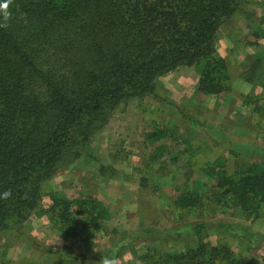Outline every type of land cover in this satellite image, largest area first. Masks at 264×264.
Wrapping results in <instances>:
<instances>
[{"label":"trees","instance_id":"trees-1","mask_svg":"<svg viewBox=\"0 0 264 264\" xmlns=\"http://www.w3.org/2000/svg\"><path fill=\"white\" fill-rule=\"evenodd\" d=\"M239 1L0 0V230L17 227L36 209L35 215L49 217L65 237L88 242L110 218L104 203L79 195L72 207L50 193L49 204L42 206L40 183L68 154L84 150L120 102L153 94L166 72L194 66L196 92L233 90L215 33L238 12ZM254 33L264 37L262 28ZM260 61L241 73L245 80L260 81ZM256 98L245 93L241 101L254 103L252 110L264 120V84ZM154 135L148 131L147 138ZM161 158L155 149L145 167L163 163ZM236 167L229 172L225 157L218 155L203 169L211 180L193 178L174 207L198 216L211 205L231 204L251 221L263 216L264 160ZM192 228L194 246L167 254L147 250L138 257L147 259L145 264L161 259L165 264H259L235 256L225 243H209L203 222Z\"/></svg>","mask_w":264,"mask_h":264},{"label":"rangeland","instance_id":"rangeland-1","mask_svg":"<svg viewBox=\"0 0 264 264\" xmlns=\"http://www.w3.org/2000/svg\"><path fill=\"white\" fill-rule=\"evenodd\" d=\"M258 28L264 30V0H241L238 12L215 33L233 90L196 92L194 66L166 72L157 78L153 94L120 102L84 150L68 154L42 180L37 199L42 206L49 204L50 193L72 207L79 195L104 203L110 218L88 242L65 237L35 209L17 227L0 230V264H101L105 256L118 264H145L147 259L138 256L147 250L167 254L194 246L192 225L198 222L205 225L209 243H225L235 256L264 264V215L251 221L231 204L211 205L198 216L174 207L175 197L193 178L211 180L203 169L218 155L225 157L229 172L238 163L264 160V120L252 110L254 103L241 101L245 93L253 99L262 94L264 37L255 35ZM258 58L260 81L249 82L241 73ZM148 131L156 135L147 138ZM155 149L163 163L145 167ZM128 253L132 259H125Z\"/></svg>","mask_w":264,"mask_h":264},{"label":"clouds","instance_id":"clouds-1","mask_svg":"<svg viewBox=\"0 0 264 264\" xmlns=\"http://www.w3.org/2000/svg\"><path fill=\"white\" fill-rule=\"evenodd\" d=\"M6 195H7V193H6ZM125 259H132L131 253L126 254ZM101 264H118V259L111 257V256H105L102 259Z\"/></svg>","mask_w":264,"mask_h":264}]
</instances>
